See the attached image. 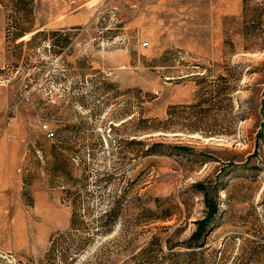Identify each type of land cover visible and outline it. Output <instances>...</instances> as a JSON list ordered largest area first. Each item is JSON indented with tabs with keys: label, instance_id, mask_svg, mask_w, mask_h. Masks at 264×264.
I'll use <instances>...</instances> for the list:
<instances>
[{
	"label": "rangeland",
	"instance_id": "rangeland-1",
	"mask_svg": "<svg viewBox=\"0 0 264 264\" xmlns=\"http://www.w3.org/2000/svg\"><path fill=\"white\" fill-rule=\"evenodd\" d=\"M0 6V264H264V24L243 52L241 0ZM231 66L221 135L187 134L175 108ZM206 196L219 227L191 242Z\"/></svg>",
	"mask_w": 264,
	"mask_h": 264
},
{
	"label": "trees",
	"instance_id": "trees-1",
	"mask_svg": "<svg viewBox=\"0 0 264 264\" xmlns=\"http://www.w3.org/2000/svg\"><path fill=\"white\" fill-rule=\"evenodd\" d=\"M256 1L258 0H241V18L243 23L241 36L244 39L242 43L243 52L251 50L253 49V47H255L251 46L253 45L251 44V42H247L246 36H253L257 28L264 24V2ZM260 41L262 44V40ZM242 75L243 71L239 70L236 66H231V68H228L226 75L221 74L217 77V84L213 86L209 99H203L200 97L192 104L176 107L175 109H181L182 111H184V113L188 112L186 114H189L188 118H184V120H182L183 122L179 120L177 121L180 122L181 128L185 129L183 131H185L187 134H198L205 138L217 137L218 135H221L216 132H203L202 129L205 126L206 122L211 118L215 122L217 121V118L221 111V98H225V101H227L228 110L230 112L234 111L235 105L233 103V94L237 92V84L238 81L241 79ZM171 130L172 128H169V126L166 125V120L158 121V124L152 126L151 128V131L155 133H160L161 135L168 133ZM176 150L182 153L192 152L189 148L185 146H177ZM199 193L201 194V192ZM205 203L206 212L204 213L203 219L195 221L197 231L196 233H194L193 236L190 237L191 242H204L207 233L212 231L216 227H219L217 219L218 202L214 200L212 201L206 196ZM75 212L76 209L74 205L70 226L71 228L77 229ZM114 224L115 209H112V211L106 212L105 214L100 215L97 218L94 234L99 233L101 236L108 235L113 232ZM53 243L54 241H52V249L54 248Z\"/></svg>",
	"mask_w": 264,
	"mask_h": 264
},
{
	"label": "crops",
	"instance_id": "crops-1",
	"mask_svg": "<svg viewBox=\"0 0 264 264\" xmlns=\"http://www.w3.org/2000/svg\"><path fill=\"white\" fill-rule=\"evenodd\" d=\"M6 14L3 12V8L0 6V40L3 38V30L6 23Z\"/></svg>",
	"mask_w": 264,
	"mask_h": 264
},
{
	"label": "built area",
	"instance_id": "built-area-1",
	"mask_svg": "<svg viewBox=\"0 0 264 264\" xmlns=\"http://www.w3.org/2000/svg\"><path fill=\"white\" fill-rule=\"evenodd\" d=\"M146 45V44H145ZM48 136L49 137H52L53 136V133L52 132H48Z\"/></svg>",
	"mask_w": 264,
	"mask_h": 264
}]
</instances>
